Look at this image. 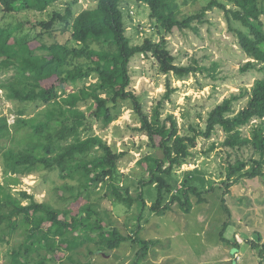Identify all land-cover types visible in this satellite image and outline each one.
Returning <instances> with one entry per match:
<instances>
[{
	"label": "trees",
	"instance_id": "1",
	"mask_svg": "<svg viewBox=\"0 0 264 264\" xmlns=\"http://www.w3.org/2000/svg\"><path fill=\"white\" fill-rule=\"evenodd\" d=\"M58 1L0 0V91L13 106L11 124L0 117V169L4 179L15 176L19 181L34 175L40 183L50 184L45 189L47 200L37 202L38 185L32 188L34 194H15L9 182L0 183V253L21 238L2 264H67L62 261L66 254L68 263L82 264L74 259L82 247L94 244L107 256L122 243L138 242L113 226L97 203L99 197H110L127 208L135 206L140 212L138 229L145 210L160 215L177 204L188 213L191 196L196 204L205 203L206 195L215 190L212 182L191 176L194 172L178 182L176 172L195 158L198 137L209 140L218 130L225 136L220 147L227 159L249 152L245 160H225L223 196L241 180L264 182V0H226L227 4L211 0L190 14H183L181 8L196 0H135L148 7L159 35L158 41L146 38L140 45H131L125 35L123 0H93L78 12L72 9L77 0H71L63 12L53 9L46 20H12L21 12H44ZM214 7L223 11L248 60L240 72L253 70L261 78L209 111L203 128L190 126L191 133L183 135L173 115L161 117L163 101L174 92L168 78L182 81L204 68L177 65L165 37L173 29L195 30L193 24L203 23ZM233 22L242 29L233 27ZM56 31L69 33L72 45L43 40ZM137 56L151 58L157 73L166 78L162 99L150 113L144 112L130 90L129 63ZM243 98L245 104L234 110L233 103ZM124 103L130 105L138 125L134 131L147 138L150 150L136 162L146 177L137 181L134 194L118 170L124 152H117L93 131L94 126L98 131L109 128ZM205 186L210 187L204 190ZM221 201L224 205V197ZM228 225L224 222L223 231ZM222 235V244L239 249L235 239ZM245 243L257 250L259 264L264 263L262 235ZM152 245L142 241L136 257H146ZM88 253L93 255L91 248Z\"/></svg>",
	"mask_w": 264,
	"mask_h": 264
},
{
	"label": "rangeland",
	"instance_id": "2",
	"mask_svg": "<svg viewBox=\"0 0 264 264\" xmlns=\"http://www.w3.org/2000/svg\"><path fill=\"white\" fill-rule=\"evenodd\" d=\"M92 1L77 0V4L73 5L72 9L78 12L92 5ZM210 1L196 0L182 7L181 10L183 14H190L206 6ZM216 1L220 4H227L226 0ZM66 2H71V0H59L41 13L21 12L16 14L12 20L22 19V21L30 22L46 20L53 9L63 12ZM226 6L231 7V5ZM121 9L124 12L125 35L131 45H140L146 38L158 41L159 35L148 17L149 10L146 5L135 0H123ZM232 24L233 27L240 28L236 22ZM193 26L195 30L173 29L165 37L167 47L175 57L177 65L204 68L202 72L190 75L182 81L171 76L168 78L170 88L174 92L169 101H163L161 117L173 115L180 129L179 133L183 135L191 133L190 126L203 128L209 111L230 95L238 94L241 89H250L254 81L261 78V74L253 70L246 73L240 72V68L248 60L240 50L234 34L230 31L222 10L214 7L206 12L203 23L193 24ZM43 40L46 43L57 42L72 45L67 32L62 34L56 31L51 36L44 35ZM129 74L131 76L130 90L139 97L144 112L150 113L151 108L162 99L166 90L165 76L157 73L156 64L151 58L147 59L143 56L131 59ZM233 104L234 110L237 111L245 104V99ZM12 111V104L5 100L0 91V117H6L8 123L11 124L13 122ZM137 126L130 105L124 103L118 118L109 128L105 131H98L96 126L93 127L95 134L99 135L107 145L113 146L117 152H124L118 161V170L123 175L124 184L129 187L132 194L136 192L137 181L146 177L137 168L136 162L150 153L146 147L147 138L134 131ZM224 139V134L219 130L209 140L198 137L196 148L193 149L195 158L190 164L181 166L176 172L178 182L184 179L186 174L192 172L194 173L191 176L203 178L205 182H212L215 190L206 195L205 203L198 205L195 197L191 196L192 209L188 213L182 212L177 204L160 215H154L145 210L141 214L138 229L136 226L140 212L135 206L127 208L110 197H93L94 202L98 198L97 203L107 213L113 226L123 236H128L132 240L137 238L138 242L122 243L117 250L107 256L92 244L82 247L74 259L82 264H151L150 259L156 262L154 264H258L257 250L243 248L239 251L232 246L228 247L227 251L231 260L228 262L223 260V245L220 243L222 232V237L226 239L231 237L237 229L240 235L245 239L247 237L246 240H249V233L253 234L255 231L264 233L263 181L260 179L241 180L231 187L226 196H223L224 190L221 182L224 180L225 160H245L249 155V152L244 150L227 159L225 150L220 147ZM212 144H214V149L209 150ZM195 168L197 169L194 170ZM15 178L11 176L4 179L0 169V183L5 185L9 182L8 187L12 188L11 192L17 194V192L25 191L28 194H34L32 188L38 185L40 191L34 194L35 200L37 202L47 200L48 195L45 189L50 188V184L40 183L39 176L30 175L19 181ZM209 187L205 186L204 190ZM223 197L224 205L221 201ZM150 204L148 201L147 206ZM224 207L229 209L230 216L226 214ZM226 221L229 225L223 231V224ZM243 230H247V235L242 233ZM20 239L16 237L12 245L0 253V264L8 261L9 252L7 251ZM142 241H150L154 245L149 248L146 257H142L141 254L136 257ZM89 248L93 255H89ZM235 252L240 254L241 261L233 258L237 257L236 254L233 256ZM253 253L254 257L251 256ZM66 257H63L62 261L70 264Z\"/></svg>",
	"mask_w": 264,
	"mask_h": 264
},
{
	"label": "crops",
	"instance_id": "3",
	"mask_svg": "<svg viewBox=\"0 0 264 264\" xmlns=\"http://www.w3.org/2000/svg\"><path fill=\"white\" fill-rule=\"evenodd\" d=\"M242 233H244V234H246L247 233V230H243V232ZM254 234H256V235H254ZM259 234H261V233H259L258 231H255L253 234H248V236H250V237H248V239L249 240H252V241H255L256 242V240L258 239V236H259ZM247 235V234H246ZM262 236H263V241H264V233L263 234H261ZM229 236H230V233H229ZM255 236V237H254ZM227 240H230V241H232V240H236L238 243H239V251H241L243 248H247L248 250H253V251H255L254 249H251V247L248 245V244H246L245 243V240L247 239V237H246V239H245V237L244 236H242V235H240L239 234V232L237 231V229L232 233V235H231V237H227L226 238ZM221 243V242H220ZM222 244V243H221ZM223 245V254H224V256H223V260L225 261V262H228L229 260H231V258L230 257H228V255H227V251H228V247H230L229 245H224V244H222ZM221 247V246H220ZM237 255L238 256V260H236L234 257V259L236 260V261H241V257H240V254L239 253H234L233 254V256L234 255ZM256 256H257V254H255ZM252 257H254V253H253V255H251ZM149 261V260H148ZM154 260H152V259H150V263L151 264H154V263H156V262H153ZM257 262H258V264H259V259L257 260Z\"/></svg>",
	"mask_w": 264,
	"mask_h": 264
},
{
	"label": "built area",
	"instance_id": "4",
	"mask_svg": "<svg viewBox=\"0 0 264 264\" xmlns=\"http://www.w3.org/2000/svg\"><path fill=\"white\" fill-rule=\"evenodd\" d=\"M234 258H235L236 260H238V259H239V258H238V256H237V257L235 256Z\"/></svg>",
	"mask_w": 264,
	"mask_h": 264
}]
</instances>
